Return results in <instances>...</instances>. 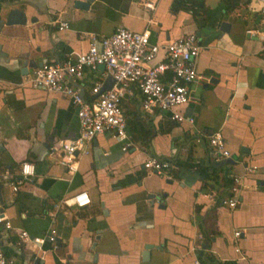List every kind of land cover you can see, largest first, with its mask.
I'll use <instances>...</instances> for the list:
<instances>
[{"label":"crops","instance_id":"0c3cea01","mask_svg":"<svg viewBox=\"0 0 264 264\" xmlns=\"http://www.w3.org/2000/svg\"><path fill=\"white\" fill-rule=\"evenodd\" d=\"M143 1L0 0V213L13 229L0 223V246L15 264H30L35 256V264H192L204 254L217 264H264L260 16L248 7L247 14H235L238 8L229 13L222 0L212 7L204 0L207 26L198 28L190 14L171 11L172 0H158L150 12ZM243 3L248 0L238 5ZM12 10L24 12V24H6ZM223 22L230 24L228 33L221 31ZM61 24L67 28L59 30ZM117 28L148 30L151 41L161 44L198 36L202 49L196 70L206 79L192 85V101L177 109L194 122L146 113L135 94L122 103L130 148L123 152L105 132L74 161L76 171L68 173L50 148L78 137L76 107L67 97L33 88L34 69L23 65L58 63L66 53H84L93 43L99 48ZM106 79L104 69L86 70L76 86L91 101L93 85ZM217 130L231 156L216 163L215 176L179 167L168 178L142 168L149 157L207 165V137ZM22 163L32 164L34 175L14 192ZM252 167L256 173L249 171ZM233 175L241 176V186L238 205L230 210L223 201L231 196ZM83 193L90 200L85 208L60 204ZM52 228L57 232L54 246L45 243L37 251L30 243L17 245L19 231L44 237Z\"/></svg>","mask_w":264,"mask_h":264},{"label":"built area","instance_id":"2783aa9c","mask_svg":"<svg viewBox=\"0 0 264 264\" xmlns=\"http://www.w3.org/2000/svg\"><path fill=\"white\" fill-rule=\"evenodd\" d=\"M158 0H144L143 8L154 11ZM249 10L260 16V25L264 28V0H249L246 4ZM67 28L61 24L59 30ZM250 36H254L249 32ZM202 49L200 39L195 34L180 36L168 43L161 44L151 41L148 30L133 32L117 28L109 37L100 41V47L91 44L81 54L66 53L64 59L54 64H43L32 71L30 84L33 88H43L48 92L60 94L70 99L76 107V117L79 123V135L73 140L60 141L50 148L52 154L61 156L60 164L68 173L76 171L74 161L89 153L91 143L99 135L109 132L111 137L121 145L126 152L131 143L126 133V119L122 103L135 93L141 97L140 109L146 113H168L169 119L175 123L194 122L192 117H186L177 109L192 101L191 87L206 79L198 75L196 70L197 58ZM103 66L106 78L111 77L114 84L110 90L103 91V81L96 82L92 89L93 99L86 101L76 86L84 77L86 70L96 71ZM208 161L221 163L230 158L225 147L224 138L220 131H214L207 137ZM142 168L151 174L170 177L172 171L178 170L175 161L149 157L142 163ZM256 167L249 169L257 172ZM264 174V169H262ZM34 167L30 163H22L19 179L12 184V190L17 192L24 182L31 181ZM241 186V176H231V196L223 201L230 210L238 205L237 195ZM87 194L73 195L62 200L60 204L66 207L82 209L90 203ZM0 223L6 230L12 231L3 213H0ZM240 232H234V238H240ZM18 246L30 243L34 249L48 243L56 244L57 232L50 229L44 237H31L25 231H19ZM198 254V249H193ZM37 256L30 264H35ZM0 264H15V261L5 256L0 246ZM192 264H207L196 257Z\"/></svg>","mask_w":264,"mask_h":264},{"label":"trees","instance_id":"16d2710c","mask_svg":"<svg viewBox=\"0 0 264 264\" xmlns=\"http://www.w3.org/2000/svg\"><path fill=\"white\" fill-rule=\"evenodd\" d=\"M241 0H222V3L227 6V9H236L238 8V3ZM171 11L174 13H178L180 11L186 12L191 15L193 21L197 24L198 28H204L206 27V13L208 12V8L205 6L204 0H172L171 2ZM136 95L138 93H135ZM134 94V98L135 95ZM139 95V94H138ZM140 98V95H139ZM130 129L133 130V127H130ZM143 132V131H142ZM210 161H207V165L203 164H197V165H189L187 164V161L185 163H176V166L179 167H189V168H196L200 174L204 175L206 178H209L211 176H215L219 169L218 165L216 163H209ZM205 263L207 264H217L212 257L208 255H203L200 257Z\"/></svg>","mask_w":264,"mask_h":264},{"label":"water","instance_id":"95a60500","mask_svg":"<svg viewBox=\"0 0 264 264\" xmlns=\"http://www.w3.org/2000/svg\"><path fill=\"white\" fill-rule=\"evenodd\" d=\"M75 6L78 7V8H81V9H87L88 8V3H84V2H76L75 3ZM25 15H24V12L22 11H18V10H12L7 19H6V24L7 25H11V24H19V25H22L24 24L25 22ZM230 30V24L229 23H226V22H223L222 25H221V31L222 32H225V33H228ZM42 64L41 63H25L23 65V67H28L29 69H36L38 67H41ZM99 70H103V66H99L98 67ZM25 74H27V70L25 69ZM114 84V80L111 78V77H108L102 87V90L101 92L103 91H107V90H110L111 87L113 86ZM53 143V142H52ZM227 162V161H226ZM229 162V161H228ZM1 189H2V184H0V192H1ZM150 198H153L152 195ZM0 204H2V199H1V193H0ZM104 213V212H103ZM105 214V213H104ZM204 250L207 249V244L204 245ZM146 250L150 249V246H146L145 247ZM200 255L202 254L201 251L199 253Z\"/></svg>","mask_w":264,"mask_h":264},{"label":"rangeland","instance_id":"374dc122","mask_svg":"<svg viewBox=\"0 0 264 264\" xmlns=\"http://www.w3.org/2000/svg\"><path fill=\"white\" fill-rule=\"evenodd\" d=\"M217 1H218V0H206L207 4L210 5L211 7L214 6V5H216ZM240 2H242V0H241ZM248 3H249V0H248ZM248 3H247V4H248ZM232 10H233V9H231V10H230V9H227V12L231 13ZM233 12H234V11H233ZM237 13H238V14L240 13V14H242V15H243V14H247V13H249V10H248L246 4L243 3L242 5H240V6L238 7V11H237L235 14H237ZM242 15H241V16H242Z\"/></svg>","mask_w":264,"mask_h":264}]
</instances>
